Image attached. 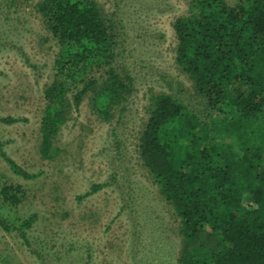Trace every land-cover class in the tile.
I'll use <instances>...</instances> for the list:
<instances>
[{"label":"rangeland","instance_id":"374dc122","mask_svg":"<svg viewBox=\"0 0 264 264\" xmlns=\"http://www.w3.org/2000/svg\"><path fill=\"white\" fill-rule=\"evenodd\" d=\"M43 1L0 0V264H180L181 221L140 146L162 100L202 122L222 119L177 63L174 26L194 1L97 0L114 44L78 81L58 75ZM111 72L121 93L97 106ZM90 79L94 92L77 104Z\"/></svg>","mask_w":264,"mask_h":264},{"label":"trees","instance_id":"16d2710c","mask_svg":"<svg viewBox=\"0 0 264 264\" xmlns=\"http://www.w3.org/2000/svg\"><path fill=\"white\" fill-rule=\"evenodd\" d=\"M193 1L191 17L174 26L177 63L222 119L202 122L162 100L142 134L141 158L181 221L180 264H264V0ZM39 8L59 46V76L78 81L107 59L112 23L97 0H44ZM119 82L111 72L93 98L97 106L116 99ZM85 84L77 104L98 82ZM225 136L230 143L215 140Z\"/></svg>","mask_w":264,"mask_h":264}]
</instances>
